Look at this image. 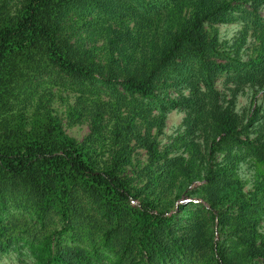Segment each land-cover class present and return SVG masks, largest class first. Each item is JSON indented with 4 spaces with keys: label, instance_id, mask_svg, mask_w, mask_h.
<instances>
[{
    "label": "trees",
    "instance_id": "16d2710c",
    "mask_svg": "<svg viewBox=\"0 0 264 264\" xmlns=\"http://www.w3.org/2000/svg\"><path fill=\"white\" fill-rule=\"evenodd\" d=\"M263 12L0 0V264H264V105L236 110L245 89L264 92ZM231 24L229 45L218 26ZM63 92L69 125H90L82 142L55 113ZM175 110L186 117L162 146ZM138 150L148 161L130 176ZM243 163L257 171L248 193Z\"/></svg>",
    "mask_w": 264,
    "mask_h": 264
},
{
    "label": "rangeland",
    "instance_id": "374dc122",
    "mask_svg": "<svg viewBox=\"0 0 264 264\" xmlns=\"http://www.w3.org/2000/svg\"><path fill=\"white\" fill-rule=\"evenodd\" d=\"M264 15V12H263ZM220 30L221 39L223 42H227L229 45H232L235 40L240 36L241 25L231 24V25H220L218 26ZM247 48V47H246ZM248 54L249 51L246 50ZM217 88L226 92V88L223 84V79H221L217 83ZM75 102L74 94L63 92L62 98L57 96L54 102V110L56 115L61 119L66 132L77 141L82 142L90 133V125L89 123H80L75 126H70L68 122V112L73 106ZM260 105H264V92H257L251 90L249 88L245 89L237 99V113L240 114L245 120L250 116L252 110L255 107H259ZM185 113L175 110L172 111L168 115V119L166 121V126L163 131V134L159 137L162 146L167 145L171 142V139L175 137L178 132L181 130L182 123L185 119ZM263 121V120H262ZM148 161V157L146 152L143 150H138L134 156L133 164L129 167V175L134 176L137 171L142 169ZM256 168L251 163H243L240 167V174L243 180L246 183L245 191L248 193L254 188V181L256 176ZM202 184L201 181L192 185L190 187L191 190L198 188ZM196 202L199 204H206L203 200L199 198H192L187 194H184L183 199L180 200V204H188L190 202ZM264 233V228L262 229ZM217 239L222 240V236L219 233V228L217 229ZM17 255L15 253L7 255L1 262V264H20L19 259L16 258ZM29 264H34L31 260H29ZM251 264H262L261 261H254Z\"/></svg>",
    "mask_w": 264,
    "mask_h": 264
}]
</instances>
